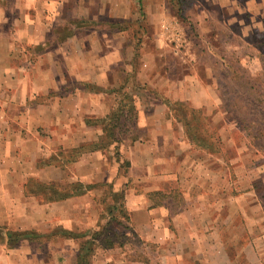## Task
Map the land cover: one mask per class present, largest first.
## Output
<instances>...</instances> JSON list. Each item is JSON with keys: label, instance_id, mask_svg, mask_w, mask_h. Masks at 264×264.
<instances>
[{"label": "crops", "instance_id": "1", "mask_svg": "<svg viewBox=\"0 0 264 264\" xmlns=\"http://www.w3.org/2000/svg\"><path fill=\"white\" fill-rule=\"evenodd\" d=\"M139 1L144 6L143 31L147 38L138 40L133 52V49L130 51L132 42L123 35L127 26L122 22L138 17ZM221 5L217 2L214 8H209L200 3L202 21L197 24L194 20L193 23L202 31L205 17V22L218 18L223 31L237 40L232 44L238 61L245 66L248 63L251 71L261 69L264 27L260 28L259 23L264 24V0H252L243 12L247 20L242 27L240 24L244 19L240 16L244 14L234 8L225 17ZM211 11L216 17H210ZM65 16L68 17L63 18ZM69 17L79 21L76 25L68 23L74 30L72 35L35 55L29 68L24 65L26 70L15 69L16 63H26L27 55H30L27 43L45 44L54 22L61 20L67 24ZM107 19L122 22L117 25ZM81 20L88 24H81ZM175 20L166 0H0V192L14 190L22 194L23 181L32 176L38 177L40 182L65 181L64 168L50 165L40 169L38 160L47 156L53 145L73 149L98 140L103 133L99 119L110 112V96L115 98L113 90L123 84H120L123 76L130 71L133 73L126 59L136 53L141 62L137 76L155 89L154 94L137 88L131 91L137 108V130L147 132L146 137L140 135L129 141L124 138L116 145L127 163L124 170L120 169L118 161L106 167L102 151L91 150L81 153L72 163L73 177L81 183H89L92 178L103 175L112 183L113 192L124 189L126 201L123 204L130 216V229L125 233L152 246L159 259H128L133 251L129 252L124 245H115L96 249L91 264H264V210L256 212L262 207L260 203L219 202V198L209 202V194L201 200L191 194L188 202H182L179 208L172 210L169 202L153 203L144 195L127 194L125 186L130 182L146 183L186 175L184 161L189 165V159L178 156L171 147L167 148V144L177 142L172 137L174 123L170 103L184 101L202 110L217 109L220 105L216 84L209 81L211 67L197 60L189 47L190 35L185 34ZM249 26L261 32L260 39H249ZM217 41L223 44L221 38ZM242 46L254 52L241 55L235 48L240 50ZM205 47L211 62L224 61L208 45ZM168 52L180 53L189 64L188 70L174 79L169 75V65L164 73L156 69ZM161 65L166 67V61ZM119 68L121 70L116 72ZM92 85L101 89L94 91ZM156 85L158 87L154 88ZM126 89L127 86L123 90ZM44 98H50V101L40 103L39 100ZM140 98L148 100L150 115L146 114ZM113 147L115 144L110 146ZM192 165L193 162L188 166V172L195 169ZM25 166L27 170L23 169ZM43 169H49L51 175L44 178V172L40 171ZM205 172L213 175L211 169H205ZM18 182L23 183V187ZM198 182L194 179L193 186ZM149 189L148 192L161 188L152 185ZM207 191L211 192L212 188ZM25 203L0 202V225L33 228L31 232L39 237H22L17 245L8 247V235L5 234V240L0 243V264H74L78 248L71 252L57 247L51 252L48 249L47 256L43 257V247L37 243L43 236L42 230L39 231L38 222L30 221L34 214L23 209ZM61 203L52 204L48 207L49 212L63 210L65 203ZM68 217L64 213L60 215L62 227L70 230L79 223L80 215H71L73 227L69 228ZM88 217L92 218L87 227L89 230L82 231L87 237L95 231L92 227L96 225L95 217ZM245 237L247 241L242 242Z\"/></svg>", "mask_w": 264, "mask_h": 264}, {"label": "rangeland", "instance_id": "2", "mask_svg": "<svg viewBox=\"0 0 264 264\" xmlns=\"http://www.w3.org/2000/svg\"><path fill=\"white\" fill-rule=\"evenodd\" d=\"M166 1L167 6L173 12L176 18L175 21L179 24L181 30H183L185 34L190 35L189 47L197 56V60L204 62L208 64L209 67H211L210 71H212V78H210L209 81H212L216 84V87L220 93V105L219 108L213 110L200 109V115L202 119L199 118L198 121V132L211 144L210 145L206 140V143L211 146L209 149H202L192 145L189 142L186 134L184 133L182 124L176 121H172V123H174V131L172 137H174L175 141L177 142L167 144V148L171 147L174 153L177 151L178 156H184L187 160L189 159V165L191 162H193L194 165L192 166L195 169H192L190 172H188L190 170H187L189 165L188 163H186V161H184L186 173L185 176L177 179L148 181L146 183L130 182L127 186H125L128 191L127 194H131L133 196L144 195V198H146L148 202L153 203L169 202L172 205V210L179 208L183 204L182 202H188V198H190L188 196H191V194L195 198L197 197L199 200H201L200 198H204L207 196V194H209L210 196H207V199L210 200L209 202H216L217 198L221 199L219 202H232V200H235V202H241V204H243L242 202H258V204L260 203L262 207L259 208V210H257L256 212H263L264 64L261 69H258L257 71H251L248 63L246 66L242 65V63H238V58L232 44V42L237 40L234 39L230 33H227L226 30V32L223 31L221 23L217 21L218 18L214 20L210 19L211 21L205 22L207 21V17H205V21H203L202 23L206 24L202 27V31H200L201 27L193 23L195 22L194 20L197 21V24L202 21V17L199 12L200 3H202V6H208L209 8H214L213 6L217 2L222 4L221 6H223L224 10L223 13L226 17L227 15H229V12H233L234 8H238L241 11V14H244L243 12H245L246 8L250 5L252 0ZM233 4H235L234 7H232ZM139 7L140 10L138 17H136V19L133 21L123 23V25L127 26V30H125L123 35L126 40H130L132 42V44L130 45V51L133 49V52L136 51L135 46L137 45L138 40L140 41L143 38H147L146 32L143 31L145 25L143 13L144 6L140 1ZM180 9L181 12H179ZM214 12L216 13L215 10ZM214 12H209L210 17H216L217 13L215 14ZM179 14L184 15L186 19L178 17ZM240 17H243L242 19H244L240 24V27H242L246 23L247 16L246 14H244ZM188 21L192 23L191 27ZM53 26L57 27V29L60 30L62 26H66V23H62L60 20H57L56 22H54ZM259 26L263 29L264 24L259 23ZM248 29L250 30L248 31V37L250 40L261 38L260 31L252 30L251 26H249ZM213 32L217 34V37ZM201 33H203L202 37H200ZM218 38L222 39L224 45L217 41ZM54 39L55 37L49 38L48 42L42 46V49L37 48L34 45H30V43H27L30 55H27L28 57L26 63H16L15 69L21 68L26 70L25 66L29 68V64L30 62H32L34 56L42 53V51L44 52L47 48V45L53 42ZM208 43L211 45H209ZM206 45H208L212 51L217 53L218 56H221L224 61L222 63L218 60L211 62V57L208 55V53L205 52ZM235 49H237L236 52L240 53L241 55L249 54V52H254L253 50H250L245 46H242L240 50L238 47H236ZM179 54L180 53L175 54L172 52H168L165 58L162 57L164 58V61H166V67H163V65H161L164 62L162 59V62H159L158 65H156V69L161 73H164V71L168 69L169 65L170 68L168 69V71L172 79L178 77V74L180 75L182 72H186L188 70L189 64L187 65L186 61H184V59ZM126 61H129L130 66H128V68H131V70H133V73L131 71H128L129 73L127 74V76H123L120 84H122V82L126 83L127 89L125 91L131 92L132 90L136 89V85L140 84V86H142V84L146 81L137 76V71L139 70L141 63L138 59V54L137 56L136 53L135 55H128ZM223 64L226 65L224 66ZM119 70L121 69L119 68L116 72H118ZM153 71L155 70H153L152 67L151 72ZM201 72H203V69ZM201 72L199 71V73ZM248 74H251L252 77L257 80L251 81L252 84L254 83V87L251 90L249 88V84H242L246 82ZM115 78L118 79V77ZM260 82L261 84H259ZM70 85L76 86V83H71ZM150 85L148 86L147 84L148 88H150ZM153 87L157 88L158 86L156 85ZM39 101L40 103L43 101L49 102L50 98H44V100ZM109 103L110 107L113 106V96H110ZM190 106L192 105L188 103L183 110L187 115H190L188 111V107ZM148 109L146 111V114L150 115L151 113ZM175 118L177 119L176 116ZM138 132L143 138L146 137L147 132H144L142 130ZM216 135L220 137L221 144L219 145H217L215 140ZM129 140L130 138L127 139V141ZM84 147L86 148L87 144ZM118 149L119 147H109L102 151L104 155V164L106 165V167H109L110 165L114 164L115 161H118V163L121 165L120 169L124 170L127 167V163L124 158H122L123 156L118 151ZM49 152L50 153L47 156H42V165L39 167L37 166L38 168L54 165L56 163V160L58 161L57 163H59L60 161H62V159H66L70 155H73L72 149H66L58 145L49 147ZM48 161L51 164L46 165ZM24 162L26 161L24 160ZM26 163L27 167L30 168L28 162ZM72 163L73 162H64L63 166H61L65 169L66 177L64 182L58 181L60 183L58 189H61L62 185H67V183L69 182L76 181L73 177L74 169ZM27 167L22 168L24 170H27ZM205 169L213 170V175L209 176L208 174H206ZM40 171L44 172V178H47L51 175L49 169H43ZM186 177L187 180H185ZM29 179H36L37 181H39L38 177L32 176L27 180L25 179L26 182L24 180L23 183H28ZM194 179L199 181L197 183L198 185L196 186H193L192 184V181ZM202 181H205L206 183H202ZM23 183L18 182L19 185L22 184V187ZM29 183L33 184L32 181ZM83 184H92L93 187L80 195L71 196L63 200L42 203L35 197L26 195L23 188L22 194L14 190L10 192H0L2 195L0 202H26L23 209L27 210L28 213L30 212V214H34L30 221L38 222V226H40L39 231L42 230L41 232L43 236L40 237V240L37 243H39L38 246L41 245V247H43V257L47 256L46 252H48V249L51 252V250L56 247L58 249L63 248L66 251L71 252L74 248H78L79 244L83 241V238L86 237L76 235L67 236L65 234H62V230L66 228L62 227L63 224H61L60 215L64 213L70 216L66 218L67 222H69V228V226L73 227L71 215L79 214V223H77V225H75L72 229L70 228V230L74 231V229H76L78 230V232H74L76 234H81L82 231L88 229L87 227L89 221L92 220V218L88 217V215H93V217H95L94 219L96 220V225L92 227V229H100L104 225L105 220L110 216L107 213L109 204H113L112 202H119L118 198H115V196L113 195L112 183H110V180L105 179L103 175L96 176L95 178H92L89 183ZM152 185L159 186L161 189L158 191L148 192V190H150L149 187ZM144 187L147 189V192H144ZM209 188H212L211 192L207 191ZM251 190L253 191L252 194L249 193V191ZM124 201H126V199H124ZM57 202H62L61 204L65 203V205H63L62 207L63 210L57 211L55 209H50L51 212H49L48 207L51 208L52 204ZM204 202H207V200ZM38 204L40 206H38ZM43 208H45L46 210L43 211ZM224 208L226 207L224 206ZM2 227H5V230L9 231L34 230L33 228L26 227H24V229L16 228L14 226L8 227V225ZM119 228L121 227L119 226ZM244 240L247 241V238L245 237L244 239H242V242ZM124 246L129 252L133 251L129 253L130 256H128V259H145L146 261H149V259L152 260L153 257L154 259H159V255L156 253V250L152 248V246L144 245L142 244V242H139L137 240V237H129L128 240L124 241ZM117 259L120 260L121 258L118 257Z\"/></svg>", "mask_w": 264, "mask_h": 264}, {"label": "trees", "instance_id": "3", "mask_svg": "<svg viewBox=\"0 0 264 264\" xmlns=\"http://www.w3.org/2000/svg\"><path fill=\"white\" fill-rule=\"evenodd\" d=\"M179 12H181V9L179 10ZM67 17L68 16H65L63 18ZM178 17L186 19L182 14H179ZM68 20L69 21H66V26H62L60 30L55 26L54 28H52L49 38L55 37V39L53 42L47 45L46 50L49 49L52 44L62 42L74 33V30L71 29L68 23L76 25L78 20H73L71 17H69ZM107 22H113L118 25L122 21L107 19ZM188 23L191 27L192 23L189 21ZM81 24H88V22L81 20ZM49 38L46 40L45 44L48 42ZM43 45H37L35 47L42 49ZM237 62L240 63L239 61ZM251 81L257 80L252 77L251 74H248L246 82L242 84H249V88L251 90L254 87V83L252 84ZM259 84H261V82ZM126 86V83H123L120 87L113 90L115 92L113 106L111 107L110 112L105 117L99 120V123L102 125L103 133L98 138V140L92 143H82L78 145L77 147L72 149L73 155H70L66 159H62V161H60L62 163H57L58 161L56 160V163L54 165L63 166L64 162L76 161L81 153L91 150L103 151L113 144H115L116 147V145L119 144V142L124 138H130V140H134L138 136H140L137 130L138 115L137 108L134 103V95L131 92H126L125 90H123ZM136 88L138 90L146 91L147 94H154L153 92L155 91V89L153 88H148L146 83H143L142 86H140V84L136 85ZM91 89L96 91L101 88L92 85ZM140 100L143 102V105H145V108L147 110L149 107L148 100L144 98H140ZM187 104L188 103L184 101H176L170 103L169 106L171 118L173 119L172 121H176L182 124L184 133L186 134L189 142L192 145L202 149H209L211 147V144L198 132V121L199 118L202 119L200 115L201 110L200 108L190 106L188 107L190 115H187L183 111ZM175 116L177 117V119L175 118ZM206 140L210 145L206 143ZM215 140L217 145L221 144L219 136L216 135ZM86 144L87 147L85 148L84 146ZM42 161L43 159L38 160V167L42 165ZM49 164L51 163L48 161L46 165ZM31 181L33 182V184L29 183ZM29 182L24 184L26 195L35 197L42 203L63 200L71 196L80 195L93 187L92 184H83L80 181L69 182L67 183V185H62L61 189H58V187L60 186V183L58 181L45 183L37 181L36 179H29ZM113 195L115 196V198H118L119 202H112L113 204H109L107 213L110 216L105 220L104 225L100 229L93 231L89 237H87V235L83 233L76 234L72 230H62V234H65L67 236L76 235L86 237L83 238V241L79 244L78 253L76 255L74 264H91L92 256L97 248H112L115 245L122 246L124 245V241L129 239V237L125 233V230L130 229V226L128 224L130 222V216L123 204L124 189H121L118 192H113ZM119 226L121 228H119ZM5 234L8 235V238L6 239L8 247H14L15 245H17L22 237H39L31 231H26L23 233L22 231H7L5 230V227L0 226V243L5 240ZM133 236L136 237L135 235H132V237ZM137 240L140 242L138 238Z\"/></svg>", "mask_w": 264, "mask_h": 264}]
</instances>
